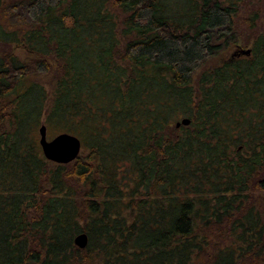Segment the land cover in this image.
<instances>
[{"label": "trees", "instance_id": "obj_1", "mask_svg": "<svg viewBox=\"0 0 264 264\" xmlns=\"http://www.w3.org/2000/svg\"><path fill=\"white\" fill-rule=\"evenodd\" d=\"M0 264H264V0H0Z\"/></svg>", "mask_w": 264, "mask_h": 264}, {"label": "water", "instance_id": "obj_2", "mask_svg": "<svg viewBox=\"0 0 264 264\" xmlns=\"http://www.w3.org/2000/svg\"><path fill=\"white\" fill-rule=\"evenodd\" d=\"M242 54H249L250 49H240ZM183 124L189 123L188 118L181 120ZM180 122L177 123L179 125ZM39 143L42 148L44 156L56 163H67L75 159L81 151L80 139L70 133L61 132L53 136L47 137V129L44 124L39 128ZM75 244L83 248L87 245V235L84 233L78 234L74 239Z\"/></svg>", "mask_w": 264, "mask_h": 264}, {"label": "rangeland", "instance_id": "obj_3", "mask_svg": "<svg viewBox=\"0 0 264 264\" xmlns=\"http://www.w3.org/2000/svg\"><path fill=\"white\" fill-rule=\"evenodd\" d=\"M235 49L237 50L238 48H236L235 46L230 47V49H228L227 51H224L223 53H221L218 56V59H215L213 62L216 63H221L225 60H228L231 57V54L235 51ZM15 53L17 55H19L21 58H23L26 54L24 52V49L22 47H17L15 48ZM212 63H209V65H211ZM48 138H50V136H48Z\"/></svg>", "mask_w": 264, "mask_h": 264}, {"label": "flooded vegetation", "instance_id": "obj_4", "mask_svg": "<svg viewBox=\"0 0 264 264\" xmlns=\"http://www.w3.org/2000/svg\"><path fill=\"white\" fill-rule=\"evenodd\" d=\"M239 51H240L239 48L237 50L235 49V51L231 54V57H234V56L240 54Z\"/></svg>", "mask_w": 264, "mask_h": 264}]
</instances>
